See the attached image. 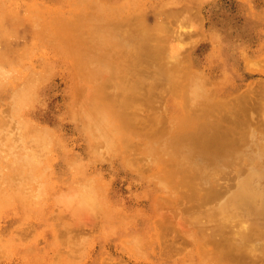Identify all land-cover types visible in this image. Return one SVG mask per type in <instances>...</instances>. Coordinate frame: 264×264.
Instances as JSON below:
<instances>
[{
	"label": "rangeland",
	"instance_id": "obj_1",
	"mask_svg": "<svg viewBox=\"0 0 264 264\" xmlns=\"http://www.w3.org/2000/svg\"><path fill=\"white\" fill-rule=\"evenodd\" d=\"M104 1L109 2L113 6L121 0ZM179 1L139 0L127 7L123 11V15L134 14V6L138 3L136 5L138 7L137 10H141L147 16L150 13L152 14L151 10L154 14L157 12L159 15L161 12L170 16L169 12L176 10V8H181L180 4L179 6L177 5ZM78 2L79 0L0 1V15L6 18L7 16H15L14 18L10 17V22L6 21L10 30L16 33L13 37L15 39L18 37V40L24 37L21 43L24 46L19 48L21 53L14 56L12 53V57H10L11 65L18 72L15 70H3L4 65L1 64L0 109L9 99L12 82L8 81L13 80V83H16L17 81H27L29 79L30 81L39 80L40 84L37 85L34 91L33 104L25 113L27 117V120H25L30 124H34L37 128L47 130L53 138L50 143L48 142L47 153H39L38 160L32 168V172L35 173L37 178V180L32 178L29 185L31 196H33L30 201L32 209L26 208L25 204L27 202L15 199L16 195L6 199L3 206L0 207V264H65L64 259L71 257L69 251L73 248L69 242L64 241L63 237L66 235L77 237L75 240H79L76 243H78L77 247L80 254L75 259L73 258V264H203L204 257L205 264H213L215 256L212 247L218 244L216 239L222 242L223 235H231V238H233L232 235H237L239 240V231L237 229L240 230V228L244 229V231L250 229L255 232L258 231L257 234L253 231V236L255 235L257 238L252 236L249 239L251 242L248 240L249 243H247V246H250L251 243L250 249L253 245L256 249L253 247V253H242L237 259H231L236 262L235 264H264V254H262L264 253V178L259 182V186L262 188L260 194L255 195L256 192L249 187L240 188V194H237L238 183L241 182V185L250 179V171L254 164L246 161L248 152L245 147L236 149V154L241 149L244 150L242 151L244 152L243 157H237L238 159L233 157L231 160H226L223 157L225 156L224 153L230 151L232 147L231 139L233 140L234 138L232 133L229 134L227 132V128L237 127L238 130H244L247 126L242 124V127L239 124L247 121L251 126L256 128L259 126L263 134L261 135L264 137V119H262L264 116V0H205L196 6L184 7L185 10L191 11V13L184 12V14L192 19L195 24L194 28L197 30L190 33V37H185L182 40V44L185 45L179 62V64L185 65L182 71L187 72L188 70L185 68L189 67L191 69L190 65L192 64L193 78L196 74H202L207 81V85L211 87L213 92H217L216 97L225 99L238 98L244 91L252 88L253 94L251 92V96H255L252 99L250 97V102L257 108L255 112L252 111V108L249 110L253 114L254 119H251L248 114L247 120L245 119V112L238 106L233 107V109L231 106V112H224L221 109H218V112L215 110V118L223 116L222 118L220 117L222 122L220 120L221 123L219 124L221 126L219 130H216V135L219 139L221 136L223 144L221 149L215 152V154L218 152L217 158H213L211 154L208 156L198 152L196 153L199 155L192 153V157H190V160L193 159L192 167L195 169L192 171H196L199 178L195 177L194 180L196 181L191 178L189 185L197 188V190L209 188V190H205L206 194H201V198H196L197 200H188L185 197L189 191L185 184L180 182L176 185L172 182L164 181L161 175L156 172V169H153L152 165H150V162L138 159L140 152L137 149L129 148L124 156L108 153L101 156H97L95 153L92 155L90 145L92 141L97 142V136L95 134L88 138L82 128V124H80V120L75 118V110H73L76 90L80 91L77 86L79 83L77 82L79 81L77 64H74L75 62L70 54L73 49L68 50L62 46L60 41L61 26H58L55 23V19H52L54 15L51 13L49 15L48 12H45V17L40 20L43 23L49 20L53 21V25H50V23H48L49 25L45 23L46 27L38 25L34 21V16H36L37 12H34L32 8L39 6L50 12L55 11L54 14L58 19L65 18L64 20L70 24L71 12L76 11ZM161 4L165 6L162 8L160 7ZM113 8L117 9L116 7ZM23 9H29L28 17L13 15ZM178 16L177 18L171 17L169 22H173L174 26L177 25L180 23ZM155 17L157 16L153 15L151 21ZM166 21L168 22V19ZM189 25L188 20L183 22V26L189 27ZM37 37L38 39H36ZM81 38L83 39L79 40L80 38H77L75 42L86 43L85 38L87 36ZM16 40L12 42L16 43ZM134 40H136V37L124 38L122 44L128 47ZM156 41H158V44L161 42L165 46L162 55L164 62L166 64L172 63L169 54L170 45L179 43L177 37L165 34ZM54 46H56V49ZM6 49L5 47L4 50ZM248 59L257 63L260 62L261 69L255 71L246 69L245 64ZM14 71L17 74L12 75ZM15 75H18V79L17 77L15 78ZM8 78L9 80L7 81ZM219 80L220 83L216 87L217 91H215L213 83H218ZM89 83L84 89V91H87L86 94L85 92L82 93L83 91L81 93L77 92L80 98H85L87 95L90 96L89 94H93L95 92L94 89L98 88L97 81L96 83L91 81ZM2 84L5 86H2ZM109 90L107 89L105 92L108 93ZM164 91L166 93L164 92L161 94V98L155 100L153 96L149 95L148 98L151 103L148 107H144L143 104L139 105L137 114L140 117L138 121L134 122L135 125L132 130L134 133L132 139L135 145H143L153 137L163 139V134L160 132L163 129L162 127L168 123L171 127L176 125L175 115L179 105L174 104L171 106V100L172 98L176 99V94L175 92H167L166 88ZM88 92L89 94H87ZM250 102L245 103V107ZM4 108L6 107L1 110ZM194 109L191 112L198 111V109ZM28 111L30 116L27 115ZM8 113L7 111L3 112L2 116L0 115V120L4 118L5 123H7L9 120ZM164 114H166L169 122H166ZM230 115L235 117V125L228 123L226 117ZM154 119L157 120L154 121ZM160 121L161 123L153 125L154 122ZM143 122H145L144 125L142 124ZM209 122L215 124L213 118ZM12 125L10 126L11 129L9 128L6 131L0 129L2 131L0 134H3L0 135V148L2 160L5 163L3 167H0V181H2L0 184L6 180L4 178L6 173L11 171L15 167L13 165L17 163L12 155L16 151L21 155L23 151H18L7 140V137L11 139L12 136H16L18 132H21L15 127L18 125ZM256 138L259 140L257 135L250 137L248 139L250 140L249 145L253 146L252 144L257 143H252ZM190 143L188 142L187 144L189 145ZM105 151L106 149L103 147L97 148V154H102ZM24 155L29 157L30 154L24 153ZM253 155L255 154L252 153ZM125 159L131 160L132 167L125 163ZM6 164L7 166H5ZM175 166L180 168L178 170L181 174L191 175L183 170L187 165L182 168L183 166L179 167V165L169 164L168 168L170 171L166 173L174 172ZM257 167L264 171V156ZM155 173L156 177L159 175L157 179L154 177ZM93 177L101 179L98 182H100L102 193L100 195L97 194L96 201L101 211L96 209L94 210L96 212L89 210L88 213V211L82 210L81 212L73 213L77 204L76 200L74 202L71 200L78 196V187L84 190L86 181ZM159 177L164 182H161V179L158 181ZM169 178L167 177L166 179ZM72 185L73 187L77 186V190L75 188L76 191L72 189L70 192V186ZM211 189L217 192L216 198L214 197L212 200L205 202L202 199L206 198L207 193H210ZM61 196L62 198L71 196V198L62 199ZM222 203H228V207L224 209V215L219 210L221 209L219 205ZM170 205L173 207H170ZM187 206L189 208L185 210ZM212 207L216 208L215 212ZM227 209L232 213H229ZM101 213L110 215L107 218L105 214L102 215ZM212 213L215 215L210 216ZM203 215H207V218ZM211 217H216V219L213 220ZM236 217L244 218L246 222L248 221L247 224L244 220L239 222ZM170 218H173L171 220L173 221L172 223ZM166 219L170 221L168 225ZM194 219L199 222H195L196 224L191 222ZM163 221L166 226L163 225ZM177 221H180L183 225H180L181 223L179 224ZM203 222L205 223L203 224ZM190 223L197 228H194ZM156 224H159V226H156ZM222 224L226 229L222 227ZM175 225L182 226L183 229ZM202 225H205L203 226L205 227L204 230ZM66 226L75 227L69 229ZM200 226L202 229H199ZM208 226L212 229V232ZM214 226L216 229H214ZM190 227L191 229L192 227L194 228L192 230L195 233L192 230L188 231ZM217 228L221 229L218 230ZM156 229L160 230L157 232ZM199 230L201 234L204 233L203 236H205V233L207 236L209 234V237L213 241L215 240L214 243L207 242L204 243L205 245L202 243V246L204 245L203 248L201 244L199 246L200 233L197 232ZM214 230L216 232H213ZM217 231L220 232L217 233ZM187 232H191L189 234L192 235L187 237L189 235ZM154 234H156V237H154ZM261 236L263 237L261 238ZM193 237L196 243L193 242ZM219 237L221 238L219 239ZM8 238H11L12 241ZM182 238L183 241H186L183 242ZM127 239H134L137 244L130 246ZM187 240H191L192 244ZM134 250H137V252ZM34 257L37 259H34ZM253 257L258 258L254 263Z\"/></svg>",
	"mask_w": 264,
	"mask_h": 264
},
{
	"label": "bare ground",
	"instance_id": "obj_2",
	"mask_svg": "<svg viewBox=\"0 0 264 264\" xmlns=\"http://www.w3.org/2000/svg\"><path fill=\"white\" fill-rule=\"evenodd\" d=\"M0 1H3V0H0ZM138 1L139 0H135V2L134 0H121L118 4H114L113 6H111L109 2H106L104 0H93V1L92 0H79V2L76 4V11H74L73 13L71 12L70 24H68V22L64 20L65 18L58 19V17H56V15L54 14L55 11L50 12L39 6H34L32 8L34 12H37L36 16H34L35 17L34 21L36 24L45 26L46 25L45 23L47 24L50 23V25L51 24L53 25L54 22L50 20L44 23L40 22V20L45 17L44 15L45 12H48L49 15L50 13L54 15L52 19H55V23H57L58 26H61V30H60L61 31V34H60L61 44L62 46H64V48L66 47V49L68 50L73 49V51H71L70 54L72 55V59L75 62L74 64L75 65L77 64L76 68L78 70L77 72H78V77H79V81H77L79 83L77 84V86L80 89V91H78V89L76 91L79 93L83 91L82 93L85 92L86 94L87 91H84V89L86 88L87 84L90 81L95 82V83L97 81L99 84V85L97 84L98 88L96 87L94 89L95 92L93 94L92 93L89 94L88 92L87 94H89L90 96L87 95L88 96L87 97L85 95L87 99L86 97L80 98V96H78L76 92L75 94L77 98L75 96L74 101L72 100L73 110H75V115H76L75 118L80 120V124H82V128L85 134L88 136V138H91V136H94L95 134L97 136V142L92 141L90 145L92 155H94L95 153V155L101 156V155H106L108 153V154H117L119 156H124L126 150H128L129 148L137 149V151L140 152L138 159L140 158L142 160L150 162L151 164L150 163L149 164L152 165L153 169H156V172L159 175H161L164 181H169L176 185H178L181 182L185 184L187 190H189L186 193V195L184 194L188 200L189 199L192 200L196 198L200 199L201 194H206L205 190H209V188L207 189L200 188V190H197V188H193L192 185H189L191 182V178L193 179V181H196L194 180L195 177H197V179L199 178V175L196 173V171H192V170H195L192 167L193 159L190 160V157H192V153L195 154L196 152H198L200 154L208 155V156L211 154L213 158H217L218 152L216 154L215 152L221 149V146L223 144H222L221 136L219 139V137L216 135V130L217 129L219 130L220 128L221 125L219 123L222 122L221 118L223 116H220L221 118L220 117L215 118L216 116L215 110L217 111L218 109H221L224 112H231L230 111L231 106H232V109L233 107L238 106L241 110H243V112H245L244 114H245L246 120L248 118L247 117L248 114L251 119H254L253 114L249 110H251L252 108V111L255 112V109H257L256 106H254V104L250 102L252 97L255 95L251 96L252 88L251 89L249 88L248 90L244 91L242 95L238 96V98L235 97L233 99L231 98L225 99L221 97H216L217 92H213L211 87L207 85V81L205 80V77L202 76V74H196L193 78L194 73L192 71V64L190 65L191 69H189V67L185 68L186 70H188L187 72L182 71L183 67L185 66V65L183 66L182 64H179L180 58H181V52L183 51L184 46H185L182 44V40L185 37H188V36L190 37L189 34L197 30L196 28H194L195 24L192 21V19L188 18L184 14V12L191 13V11L185 10L184 7L186 8V7L196 6L197 4H200L201 2L205 0H180L177 5L179 6L180 4L181 8L179 9L176 8V10L169 12L170 16L164 13L162 14L161 12L159 13V15L157 12H155L154 14L152 10L150 11L152 12V14L150 13L149 14L150 16L149 15L147 16L143 14L141 10H137L138 7H136V5L138 3L134 6L135 7L134 14L123 15L124 13L123 11L127 7H130L132 4ZM164 6L163 4L160 5V7L162 8ZM113 7H116L117 9H114ZM114 10L116 11L112 12ZM28 11L29 9H26V10L23 9L19 12H16L13 15H16V16L20 15L18 17H21V16L28 17ZM153 15L157 17H155V19L151 21V18L153 17ZM177 15H179L178 18H180V21H179L180 23L174 26L173 22H169V20L171 17L177 18ZM10 17L12 18L13 16H9V17L7 16L8 18L7 19L6 17L0 15V71L2 70L1 68L2 67L1 64H2L4 65L3 70H7V71L15 70L16 72H18L16 68L11 65L10 57H12L11 56L12 53H13V56L21 53L19 48H22L24 46L21 44L22 39H24V37L21 39L19 38L21 41L18 40V37L16 38L18 41L15 39V37H13L15 36L16 33L11 31L9 26L6 23V21L10 22ZM167 19H168V22L166 21ZM187 20H188V23L190 24L189 27L183 26V22H187ZM28 21L30 20L28 19ZM165 34L169 36L177 37L179 41V43H174L170 45L169 54H170L172 63L168 62L169 64H166L164 60L162 59L165 46L161 44V42L158 44L157 43L158 41H156L160 39L162 35H165ZM85 36H87V38H85L86 43L81 44V43H78L77 41L75 42L77 38H80L79 40H81L83 39L81 37H85ZM129 37H136V40H134V42L128 47L123 46L122 43H123L124 38L127 39ZM36 39H38V37ZM13 40H16V43H13L12 42ZM47 45L49 46V44ZM5 47L7 48L6 50H4ZM55 47L56 46H54V48ZM259 63L255 62L254 60L248 59L246 61L245 67L249 71H255L257 69H261V65H260L261 63L260 64ZM15 71L12 75L17 74ZM17 76L15 75V78ZM8 80L9 78L7 79V81ZM8 82L10 83L12 82L11 83L12 86L9 92V99L5 103V105H3V107H6V108L1 110L3 108L2 107L0 109V115L5 111L9 112L8 113L9 120L7 121V123H5L4 118L0 120V129L2 131L3 130L6 131L10 128V126H13L12 124L18 125L19 127L18 126H15V127H17L19 131L21 132H18L16 136H12L11 139L7 137V140L10 143V145L16 147L18 151H22V150L23 151L21 155L17 151L12 155V157L14 158V160H16L17 163L16 165H13L15 167H13L11 171L6 173V176L4 177L6 180H4V182L0 184V207L3 206V204L5 203L4 201H6V199H8L9 197H12L13 195H16L15 199H20L21 202L22 201L25 203L27 202L25 206L26 208L31 210L32 204H30V201L33 196H31V189L29 185L32 181L31 180L32 178L37 180V178L35 177V173L32 172V168L38 160V154L47 153L48 142L50 143V141H52L53 138L50 135L51 133H49L47 130L37 128L36 126H34V124L32 123L30 124L26 121L27 117L25 116V113L27 109H29V107L33 104V99L35 98L34 91L37 85L40 84V81L39 80L37 81V79L30 81L29 79L27 81H24V80L20 82L17 81L16 83H13V80L8 81ZM0 83H1V80H0ZM219 83H220V80L218 83L217 82L213 83L215 91H217L216 87H218ZM2 86H5V85L2 84ZM93 86L95 85L93 84ZM165 88L167 89V92H175L176 94V99L172 98L171 100V106L174 104L179 105V108L177 109V112L175 115V120L177 122L176 125H174V127H171V125L168 123L167 125L162 127L163 129H161L160 132L163 134V139H160V137L159 138L153 137L150 140L146 141L143 145L141 144L135 145L132 139L134 136V133L132 132V130H133V126L135 125L134 122L138 121L140 117L137 114V111H139L137 110L139 109V105L143 104L144 107H148V105L151 103L150 99L148 98L149 95L153 96L154 100L161 98V94L165 92L164 91ZM107 89H110L108 93L105 92V90ZM248 102H250L249 105L245 107V103H248ZM193 108L198 109V111L191 112ZM27 115L30 116L29 111L27 112ZM164 118L166 122H169L166 117V114H164ZM212 118L215 124H211L209 122L210 119ZM226 119H228L227 121L229 124L235 125L234 123V121H236L235 117L230 115L229 117H226ZM262 119H264V116ZM155 120L157 119H154V121ZM158 123H161V121L154 122L153 125H156ZM142 124L144 125L145 122H143ZM242 124L250 128L246 127V129L244 130L243 129L238 130L237 127L232 128V129L227 128L228 129L227 132L229 134L232 133L234 135V138L233 140L231 139L232 147L230 146L231 147L230 151L224 153L225 156L223 157L226 158V160H231L233 159V157L234 159H238L239 157L244 156V152H242L244 150L241 149L236 154V151H237L236 149L241 148V147H245V149H247L248 156L246 157V161H248L251 164L252 163L254 164L253 168H251L250 166L251 168L250 179L251 180L248 179L246 182H244L241 185H240L241 182L238 183L239 191L237 190L236 193L240 194L239 193L240 188L244 189V187H249V188H253V190L256 192L255 195H258L262 191V188L259 186V182L260 180H262V178H264V171L260 170L257 167L260 161L262 160V157L264 156V137L262 136L263 135L261 133L262 130L260 131L259 126H257V128L254 126H251V124H248L247 121H243L239 125L242 126ZM2 131H0V133ZM0 135H3V134H0ZM256 135L259 137V140L258 138H256L255 140L252 141V143L253 142H257V143L252 144L253 146L249 145L250 140L248 139ZM188 142H191V143L188 145L187 144ZM101 147L105 148L106 151L102 154H97V148H101ZM254 148H255V151H254ZM24 153L30 154L29 157H27V155H24ZM198 153H196L195 155H199ZM252 153H254L255 155L252 156ZM3 161L4 160H2V151L0 148V167L1 166L3 167L5 164L3 163ZM125 163L128 166L132 167L131 160L125 159ZM169 164L179 165V167L183 166L182 168H185V166L187 165V167L185 168L186 170L185 169L183 170L191 175L188 176L186 174H181L179 171L180 168L176 166H175V170H173L174 172L166 173L167 171H170L168 168ZM5 166H7V164ZM149 173L151 172L149 171ZM159 175H157L156 177V173H155L154 177H156L157 179ZM167 177H170V178L166 179ZM162 178L159 177L158 181H160L161 179V182H162L163 181ZM99 180L101 179L94 178V177L92 179H88V181H86V183L84 184V190L78 187V190H79L78 191L76 188L77 186L75 187H73V185L70 186L71 187V189L69 190L70 192L72 189L74 191L77 190L78 192V196L77 197L75 196L76 199L73 198L71 200L72 202L76 200V204H77L76 208H74L73 210V213H77L79 211L81 212L82 210L88 211V213H89V210L94 211L98 209L99 211H101L96 202L97 194L100 195V193H102L100 184H99L100 182H98ZM216 195H217V192L212 191L211 189V192L207 193L206 198H203L202 200H204L205 202L207 200H212ZM66 198L70 199L71 196H65L62 199H66ZM219 206H221V209L219 210H221L224 215V209L228 207V203H222ZM170 207H173V206L170 205ZM188 208L189 207L187 206L185 210H187ZM213 209L215 212L216 208H213ZM213 213L210 216H214L215 214L213 215ZM229 213H232V212L229 211ZM104 214L106 215L107 218H108V215H110L108 213H103L102 215ZM203 216L206 217L207 215L206 216L203 215ZM168 219H166V221H168ZM172 219L170 218V221ZM215 219L216 217L213 218V220ZM237 220L239 222L241 220L245 221L244 218L242 219L237 218ZM170 221L167 222V225L169 224ZM238 221H234V222L236 223ZM172 222L173 221H171V223ZM191 222L195 223L199 221L197 219H194ZM214 222H213V225H214ZM177 223L180 224L181 222L177 221ZM204 223L205 222H203V224ZM157 225L159 226V224H156V226ZM163 225H165L164 221H163ZM178 225H175V226H178ZM180 225H183V223H181ZM191 225H193L194 228H197L196 226H194V224H191ZM203 226L205 225H202V228L204 230L205 227ZM215 226H214V229H216ZM253 226L255 227V225ZM73 227L66 226V228H69V229H72ZM178 227L181 228L182 226H178ZM193 227L192 229H194ZM222 227L226 229V227L223 224H222ZM202 228L200 226L199 229H202ZM255 228L258 229V227H255ZM192 229L190 227V230L188 231H191ZM217 229L220 230L221 228H217ZM210 230L212 232V229ZM237 230L239 231V234L237 233L239 240L237 239V235L236 236L232 235L233 238H231L230 237L231 235L227 236V235L222 234L223 235L222 242L214 238L216 239V242L218 241V244H215L216 246L212 247L213 254L215 256L214 257L215 259H213L214 260L213 264H216V263L217 264H235L236 262H233L234 258L237 259V257H239L242 253L244 254L253 253L252 251L253 247L254 249H256L254 245L251 249L249 248L251 246V243H250V246H247V243H249L248 240L253 236L254 230L250 229V230L244 231V229L242 230L241 228L240 230L239 229ZM192 231L193 233H195L194 230ZM197 232L201 234L200 230ZM213 232H216V231L214 230ZM219 232L217 231V233ZM257 232H255V234H257ZM200 234H199L200 238L196 234L195 235L199 238L200 243L199 242L198 243H199V246L201 244L202 248L205 245L204 243H207V242L214 243L215 240L213 241V239L209 237V234L208 236L206 235V233H205V236H203L204 233H202L201 235ZM154 235L152 236L156 237V234ZM190 235L192 234H189L187 237H190ZM263 236H261V238ZM194 237H193V242H195L196 240V237H195V240H194ZM63 238L65 242H69L73 246L72 250L69 251V254L71 255V257L69 258L66 257V259H64L65 261L64 263L73 264L74 263L73 258L75 259L80 254L79 248L77 247L78 243H76L79 240L76 241L75 239L77 237H70L67 235L64 236ZM220 238L221 237H219V239ZM8 239L12 241L11 238H8ZM182 241H183V238H182ZM185 241L186 240H184L183 242ZM187 241H190V243L192 244L191 240H187ZM127 242L130 246L137 244L136 240L134 239H130ZM202 243L204 244L203 246H202ZM137 250L136 251L134 250V251L137 252ZM35 258L36 257H34V259ZM204 258L202 261L203 264H205ZM252 259H253V263L258 260L257 257H253ZM208 261H211V260H208Z\"/></svg>",
	"mask_w": 264,
	"mask_h": 264
}]
</instances>
